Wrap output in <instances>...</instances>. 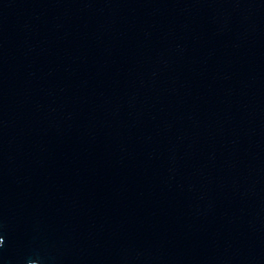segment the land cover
Wrapping results in <instances>:
<instances>
[{
    "label": "water",
    "instance_id": "1",
    "mask_svg": "<svg viewBox=\"0 0 264 264\" xmlns=\"http://www.w3.org/2000/svg\"><path fill=\"white\" fill-rule=\"evenodd\" d=\"M0 264H264V0H0Z\"/></svg>",
    "mask_w": 264,
    "mask_h": 264
}]
</instances>
